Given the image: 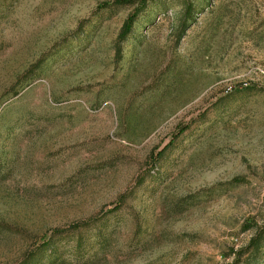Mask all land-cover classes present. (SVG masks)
<instances>
[{
    "label": "rangeland",
    "instance_id": "rangeland-1",
    "mask_svg": "<svg viewBox=\"0 0 264 264\" xmlns=\"http://www.w3.org/2000/svg\"><path fill=\"white\" fill-rule=\"evenodd\" d=\"M139 1L0 0V264H264V0Z\"/></svg>",
    "mask_w": 264,
    "mask_h": 264
},
{
    "label": "trees",
    "instance_id": "trees-1",
    "mask_svg": "<svg viewBox=\"0 0 264 264\" xmlns=\"http://www.w3.org/2000/svg\"><path fill=\"white\" fill-rule=\"evenodd\" d=\"M133 1H134V0H114V2H116V3H123V4H125V3H131V2H133ZM143 1H144V0H140V1H139V6L143 4ZM137 11H138V7H137L132 13H130V14L128 15V17L125 19V21L123 22V24H122V26H121V29H120V31H119L118 37H117L118 42L122 41V40L125 38V36L130 32L131 27H132V24H133L134 17H135V15H136ZM160 153H161V152L159 151V152L157 153V156H158ZM80 224H82V223H78V222H77V223H74V224L70 225V227H72V228H77V227L80 226ZM1 225H2V224L0 223V226H1ZM59 231H60L59 229H55V230H54V232H59ZM48 243H49L48 241H44L41 245H46V244H48Z\"/></svg>",
    "mask_w": 264,
    "mask_h": 264
}]
</instances>
